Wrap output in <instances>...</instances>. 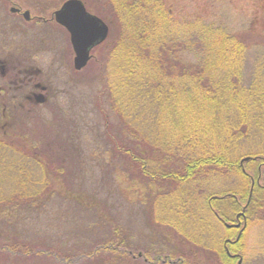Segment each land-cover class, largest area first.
<instances>
[{
    "label": "trees",
    "instance_id": "trees-1",
    "mask_svg": "<svg viewBox=\"0 0 264 264\" xmlns=\"http://www.w3.org/2000/svg\"><path fill=\"white\" fill-rule=\"evenodd\" d=\"M216 1L104 0L111 31L109 84L103 83L102 93L122 122L123 134L107 133L110 125L102 110L105 131L138 177L161 186L158 196L166 200L160 205L173 200L176 209L191 212L166 215V220L170 216L174 220L168 224L183 235L186 247L175 243L167 254L150 258L149 264H233L239 254L234 249L243 246L240 237L231 242L230 229L225 228L210 241L208 232L199 233L188 217L195 218L202 230L214 231L213 216L228 222L227 212L237 214L241 207L238 215L247 221L250 210L264 209L259 181L264 176V69L254 67L243 76L249 29L238 34L218 15ZM11 127L5 125L0 134V217H10L11 222L21 216L27 221L23 209L39 210L53 190L27 174L31 166L46 168L34 143L29 147L17 141L28 140L29 130L21 129L16 137ZM32 138L41 142L43 137ZM246 156L250 158L243 160ZM247 162L256 164L253 175L245 170L251 168ZM10 173L18 183L5 190L3 181ZM204 206L197 212L202 223L194 209ZM1 238L8 247L2 243L0 255L15 253L10 238L17 242L21 237ZM207 251L215 254V261L214 256L201 259Z\"/></svg>",
    "mask_w": 264,
    "mask_h": 264
},
{
    "label": "rangeland",
    "instance_id": "rangeland-1",
    "mask_svg": "<svg viewBox=\"0 0 264 264\" xmlns=\"http://www.w3.org/2000/svg\"><path fill=\"white\" fill-rule=\"evenodd\" d=\"M63 1L0 0V59L12 58L14 64L21 60L22 64L15 66L22 70H33L24 66H39L42 73L32 77L49 83L47 100L33 103L25 100L21 89L2 86L0 79V134L5 125L10 124L11 133L16 137L21 135V129L29 130L28 140L23 137L17 141L20 145L29 143V147L34 143L43 155L40 162L46 168L40 165V169L31 170V166L27 174H32L37 182H46L53 190L39 210L31 213L23 209L27 221L21 216L11 222L7 220L10 217H0V233L4 234H0V251L4 250H1L2 243L3 247H8L1 236L21 237L17 242H11L14 239L10 238L9 243L16 245L13 247L15 253L8 252L10 254L5 257L0 255V264H149L150 258L167 254L175 243L178 248L186 247V241L181 238L183 235L172 231V225L168 223H174L173 219L171 221L173 214L178 217L179 212L183 215L191 212L176 209L171 204L173 200L160 205L166 200L158 196L161 186L146 176L138 177L130 160L117 152L108 137L107 133L120 131L123 134L122 122L109 109L105 93H102L103 83L109 84V25L105 40L91 51L88 63L77 70L73 67V51L65 29L59 31L49 25L31 29L26 24L17 25L9 13L12 4L29 9L31 14L54 13ZM81 1L90 13L107 22L109 10L104 0ZM216 2L218 15L238 34L243 35L249 29L243 76L253 72L254 67H261V72L264 69V0ZM15 20L24 23L21 18ZM12 22L13 26L6 28V23ZM20 54L25 60L19 59ZM12 71L13 75L15 71ZM102 110L107 115V125H110L107 133ZM37 134L43 137L41 142L32 138ZM246 165L251 167L245 169L246 172L253 175L256 164L247 162ZM5 178V190L10 189L8 184L18 183L12 173ZM259 181L264 190V176ZM262 198L260 196L258 200ZM198 209L204 210L206 206L194 209L196 218L201 221ZM239 209L241 211V207ZM254 209L248 213L247 221L238 215L240 211L236 214L221 209L227 212L229 220L222 222L213 216L216 219L212 220L214 231L202 230L195 218L188 217V221L195 224L199 233L206 235L208 232L210 241L217 233L224 234L225 228L230 229L231 242L240 237L243 246L241 252L234 249L239 254L233 264L238 261L240 264H264V209ZM4 210L1 213L6 215ZM170 212V219L167 217L166 220ZM184 218L180 223L182 226ZM97 244L101 245L96 248ZM133 255L135 259L131 257ZM202 255L201 259L214 256L213 261L216 260L211 251L202 252Z\"/></svg>",
    "mask_w": 264,
    "mask_h": 264
},
{
    "label": "water",
    "instance_id": "water-1",
    "mask_svg": "<svg viewBox=\"0 0 264 264\" xmlns=\"http://www.w3.org/2000/svg\"><path fill=\"white\" fill-rule=\"evenodd\" d=\"M23 13L27 17L28 11ZM54 17L56 22L63 26L69 34V41L74 53V69L83 68L90 58L91 49L107 37L108 25L102 18L90 13L81 0H65L54 11ZM44 100L45 97L41 92L35 94L36 103H42ZM226 225L231 226L227 223ZM238 264H240L239 261Z\"/></svg>",
    "mask_w": 264,
    "mask_h": 264
},
{
    "label": "flooded vegetation",
    "instance_id": "flooded-vegetation-1",
    "mask_svg": "<svg viewBox=\"0 0 264 264\" xmlns=\"http://www.w3.org/2000/svg\"><path fill=\"white\" fill-rule=\"evenodd\" d=\"M24 11H28L27 17L24 16L23 13ZM9 13L14 19L13 22H15L17 25L26 24V26L28 25L29 28L31 29H43L44 27H46L45 25L56 27V29H59V31L64 29V27H62L59 23L56 22L53 12L49 14H45V13L31 14L29 9H25L20 5L12 4L9 7ZM15 18L18 19L21 18L24 23L15 20ZM13 22L11 24L6 23V28H11L13 26ZM99 45L100 44H98L97 46ZM93 49H91V51ZM18 57L20 59L22 57V54H20ZM21 59L25 60V58L24 59L21 58ZM14 63L15 61L12 58L10 59L7 58L4 60L0 59V76H1L0 79L3 81L2 86L6 85L8 89L13 88L14 90L21 89V91L24 92L23 96L25 100L33 103L35 102V94L41 92L44 95L46 101L49 83H45L44 81L36 78V76L32 77V75H38L42 73V69L39 66H24L25 68H32L33 70L30 71L27 69L22 70L21 67L15 66L17 64H22L21 60L16 62L17 64ZM18 66H22V65H18ZM10 70L15 71L14 73L12 71L13 75L11 74ZM7 71H9V73H7Z\"/></svg>",
    "mask_w": 264,
    "mask_h": 264
}]
</instances>
